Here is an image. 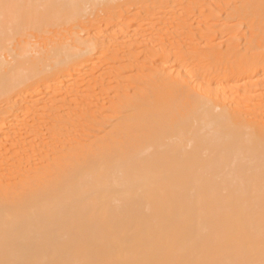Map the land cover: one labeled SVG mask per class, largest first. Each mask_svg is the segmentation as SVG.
<instances>
[{
  "label": "bare ground",
  "instance_id": "bare-ground-1",
  "mask_svg": "<svg viewBox=\"0 0 264 264\" xmlns=\"http://www.w3.org/2000/svg\"><path fill=\"white\" fill-rule=\"evenodd\" d=\"M173 2L0 0V264H264V49L250 37L235 66L186 63L162 40L190 14L160 22ZM114 81L123 87L111 93ZM165 100L175 106L143 131L122 127ZM83 110L93 135L74 140ZM150 126L175 138L145 154L135 139ZM108 139L134 143L75 156Z\"/></svg>",
  "mask_w": 264,
  "mask_h": 264
},
{
  "label": "rangeland",
  "instance_id": "rangeland-1",
  "mask_svg": "<svg viewBox=\"0 0 264 264\" xmlns=\"http://www.w3.org/2000/svg\"><path fill=\"white\" fill-rule=\"evenodd\" d=\"M252 6L251 9H237L231 10V5L234 3H238L239 0H176L170 4L167 8L162 10L159 14L160 22L163 21L167 23V26L174 23V21L180 18L186 11H189V16L185 17V24L179 25L177 27L176 32L169 33L167 36L163 37V44L164 46H168L169 48H174L179 50L180 48L183 49L184 53H187V60L186 63L191 62L194 65H198L199 63H209V65H213L212 62L214 59L222 58L223 62L230 67L235 66L238 64V61H243L244 57L237 56L234 51H238L242 49L244 46H248L249 38L254 37V41L256 45H260L264 49V0H249ZM254 5V6H253ZM233 13L236 15V20L232 21L231 23L224 21H218L215 16L218 14H226ZM255 15V16H254ZM192 19V20H191ZM187 23V24H186ZM240 42V46L236 47V43ZM148 45H145L144 48L146 49ZM149 50H151L149 48ZM152 51V50H151ZM151 51H149L151 53ZM190 53V54H189ZM244 55V53H241ZM142 58V57H141ZM140 58V59H141ZM106 60L107 57H104L103 60ZM143 59V58H142ZM247 60L246 68H251L249 64V60ZM161 64L164 62L157 61ZM158 63V64H159ZM119 64V63H114ZM107 69H114L109 65H105ZM163 66V65H160ZM181 68V66H178ZM134 72H129L128 75L131 78H139L140 72L138 70H133ZM81 82V83H80ZM75 82L72 81L71 84L75 88H84L88 89L89 86L85 85L82 81ZM140 82V81H139ZM139 82L137 80L131 79L130 81H125L124 84L127 86L129 84L130 87H123L119 85L117 82H110L111 88L114 90H119L122 88L124 90H129L130 88L138 85ZM236 82L233 81H224L219 83L218 86L222 89H227ZM80 85V86H79ZM84 86V87H83ZM217 86V85H216ZM219 88V87H217ZM97 92H101V88L95 87ZM183 90H177V108L180 106L179 95L182 93ZM264 92L262 89L259 93ZM149 99H152V97ZM261 100H264V96H260ZM260 100V101H261ZM105 101V100H104ZM89 101L87 98L84 100V104H82V108L86 109L89 106ZM106 102V101H105ZM171 100H165L163 103H147L145 102V107L140 108V110L131 111L128 114V118L124 121L126 124L122 125L123 128L128 127L131 129L132 132L138 133V131H143V121L147 120L149 117L157 115L159 113H164L167 109L174 107L168 106ZM258 101H253L247 105V108L253 110L254 112L259 111L256 110L254 104ZM108 106V103L105 104ZM95 107V106H94ZM96 110V107L93 108ZM82 115L84 116L81 120L82 126L77 130L75 133L76 136L72 137L74 140L76 139H85L88 138L92 130V122L91 117L92 115L87 114L85 110L81 111ZM104 115H108V113H104ZM110 115V114H109ZM108 115V116H109ZM55 122L50 124V120L47 119L46 124H41L39 129L47 134L48 129L54 128ZM106 125H109L108 123ZM108 128V127H107ZM143 128V129H142ZM110 130V128H108ZM258 130L264 131V125L260 124L258 126ZM116 129L112 130L110 133H115ZM161 130L156 126H150L146 128L144 133H139L136 136L137 144L142 150L145 151V154L152 153L155 148L161 144H167L174 140L175 136L169 134L164 135L162 141H160L157 137H159ZM166 134V133H165ZM110 136L111 134L102 133L98 136V138H102L101 136ZM30 139L29 141L35 140L33 136L27 135ZM21 137V136H20ZM71 138V139H72ZM96 139V138H93ZM21 141L24 140L23 136L19 139ZM71 143L80 142V141H70ZM84 146L77 151L75 156L79 157L80 159H87L97 157L98 155L108 154L111 150L117 147V144L123 143L125 145L129 144L130 142L134 143V141H112L108 139L107 141H82ZM94 147V149L89 151L88 147ZM143 151V152H144ZM149 151V152H147ZM39 152V151H38ZM4 153V150L0 146V154ZM92 155V156H91ZM63 161V160H62ZM78 159L71 160V162L76 163ZM13 163V162H12ZM1 165V164H0ZM4 167V166H3ZM1 167L3 171L6 168ZM45 182V181H44ZM38 183L36 187L39 185H48L49 182L45 183Z\"/></svg>",
  "mask_w": 264,
  "mask_h": 264
}]
</instances>
